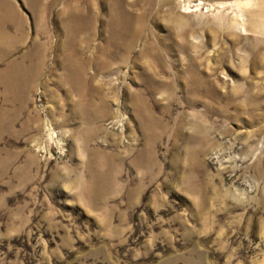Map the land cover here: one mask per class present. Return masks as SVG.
Listing matches in <instances>:
<instances>
[{
  "label": "rangeland",
  "instance_id": "1",
  "mask_svg": "<svg viewBox=\"0 0 264 264\" xmlns=\"http://www.w3.org/2000/svg\"><path fill=\"white\" fill-rule=\"evenodd\" d=\"M0 4V264H264V0Z\"/></svg>",
  "mask_w": 264,
  "mask_h": 264
},
{
  "label": "bare ground",
  "instance_id": "2",
  "mask_svg": "<svg viewBox=\"0 0 264 264\" xmlns=\"http://www.w3.org/2000/svg\"><path fill=\"white\" fill-rule=\"evenodd\" d=\"M1 1V0H0ZM4 4V3H3ZM1 5V4H0ZM5 5H3V7L0 8V38L2 37V35H4L6 33V30H5V22L6 20L8 19V16H7V10H5ZM126 24V23H123V25ZM117 25H120L122 26L121 24L117 23ZM2 41V39H0V42ZM1 44V43H0ZM8 44V43H7ZM7 44H4V45H7Z\"/></svg>",
  "mask_w": 264,
  "mask_h": 264
}]
</instances>
